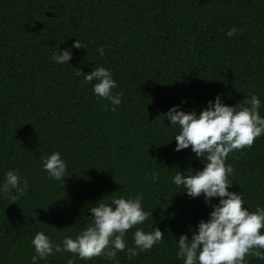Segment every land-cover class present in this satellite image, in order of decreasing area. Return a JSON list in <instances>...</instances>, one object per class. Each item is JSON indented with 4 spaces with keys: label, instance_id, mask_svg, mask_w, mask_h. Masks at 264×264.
I'll list each match as a JSON object with an SVG mask.
<instances>
[{
    "label": "trees",
    "instance_id": "obj_1",
    "mask_svg": "<svg viewBox=\"0 0 264 264\" xmlns=\"http://www.w3.org/2000/svg\"><path fill=\"white\" fill-rule=\"evenodd\" d=\"M76 40L85 48H73ZM65 49L68 64L52 60ZM100 66L117 82L113 94L123 93L115 111L95 95L97 81L75 74ZM217 95L227 106L256 95L264 118V0H0V189L12 170L29 182L15 203V189L0 191V264H32L37 232L63 246L100 200L137 194L152 218L125 240L130 248L137 228L158 227L164 238L150 250L129 259L126 248L116 261L54 252L37 264H184L180 236L191 239L220 198L209 204L173 183L205 160L191 147L176 151L180 129L164 114L175 106L199 114ZM53 152L67 164L63 185L43 170L41 158ZM226 164L234 170L228 191L250 212L264 207V134ZM153 173L155 183L145 179Z\"/></svg>",
    "mask_w": 264,
    "mask_h": 264
},
{
    "label": "clouds",
    "instance_id": "obj_2",
    "mask_svg": "<svg viewBox=\"0 0 264 264\" xmlns=\"http://www.w3.org/2000/svg\"><path fill=\"white\" fill-rule=\"evenodd\" d=\"M237 31L236 27H232L226 35L232 37ZM72 47L80 49L85 45L76 40ZM98 52L103 56L104 48H99ZM71 55L70 49L62 52L55 50L52 60L57 64H68ZM75 74H83L86 83L97 81L93 91L113 105L112 111L121 104L123 93L113 94L112 90L118 85L109 69L100 66L89 74L77 69ZM208 104L199 114L195 111H178L179 106L164 114L171 126L178 125L180 129L174 136L176 151L191 147L198 158L205 160L202 170H188V175L178 172L173 177V183L182 186V190H186V194L192 198L203 194L205 202L209 204L212 198H220L219 204L211 205L213 210L209 220L200 221L198 232L193 233L191 239L187 235L180 236L177 257L183 259L184 264H247L248 256L264 261V207L257 206L255 211L250 212L244 207L245 201L240 193L228 191L233 185L229 177L234 170L230 164H226L230 153L252 148L255 140L264 134V118L259 112L260 99L251 95L236 106H227L217 95L215 103L209 101ZM41 159L43 170L49 178L62 181L63 185L67 164L60 152H53ZM158 178V173L145 177L154 183ZM28 187V180L12 170L6 173L0 191L7 195L15 189L18 195L11 196L15 203ZM142 201V194L134 198H112L107 203L105 199L100 200L90 209L93 216L91 223L75 239L65 237L63 246L56 244L44 232H37L31 242L36 253L32 257V264H37L38 260L54 252L73 253L81 260L104 257L116 261L117 253L124 252L126 248L129 259L150 250L164 238V233L158 227H153L150 232L137 228L134 245L130 248L125 240V234L130 229L152 218V212L143 209ZM67 264H75V259H69Z\"/></svg>",
    "mask_w": 264,
    "mask_h": 264
}]
</instances>
